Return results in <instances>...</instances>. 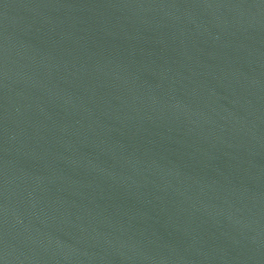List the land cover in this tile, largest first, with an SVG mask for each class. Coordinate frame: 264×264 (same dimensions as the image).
<instances>
[{
  "label": "water",
  "instance_id": "obj_1",
  "mask_svg": "<svg viewBox=\"0 0 264 264\" xmlns=\"http://www.w3.org/2000/svg\"><path fill=\"white\" fill-rule=\"evenodd\" d=\"M0 264H264V0H0Z\"/></svg>",
  "mask_w": 264,
  "mask_h": 264
}]
</instances>
